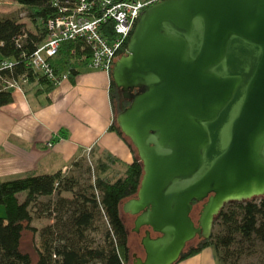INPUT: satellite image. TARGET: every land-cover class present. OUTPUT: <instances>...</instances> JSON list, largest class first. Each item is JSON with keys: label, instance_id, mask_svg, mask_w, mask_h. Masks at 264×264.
Returning <instances> with one entry per match:
<instances>
[{"label": "water", "instance_id": "95a60500", "mask_svg": "<svg viewBox=\"0 0 264 264\" xmlns=\"http://www.w3.org/2000/svg\"><path fill=\"white\" fill-rule=\"evenodd\" d=\"M112 79L131 100L116 121L143 165L123 204L134 231L147 228L133 264H176L227 204L264 196V0L148 7Z\"/></svg>", "mask_w": 264, "mask_h": 264}, {"label": "trees", "instance_id": "16d2710c", "mask_svg": "<svg viewBox=\"0 0 264 264\" xmlns=\"http://www.w3.org/2000/svg\"><path fill=\"white\" fill-rule=\"evenodd\" d=\"M15 1L27 11L29 20L37 26L40 23L41 27L40 34L32 33L27 31L20 18L0 15V60L15 62L12 71L0 72V108L13 102L14 89L9 87L10 82L18 83L20 87L23 83L34 85L41 92H50L57 85L34 72L29 65V56L46 38L47 31L42 26L47 19L56 16L58 10L53 7V0ZM21 37H24L23 45L18 48L17 40ZM129 39L120 56L126 53ZM80 47L69 41L62 43L58 54L50 60L57 75L68 72L70 77L77 74V68L88 66L90 52L87 49L81 51ZM75 49L76 54H73ZM83 55H86V60L81 62ZM110 76L113 108L116 105L120 113L130 105L131 100L116 86L112 72ZM116 122L111 130L122 137L135 154L134 146ZM117 164H121L118 159L105 154L97 166L95 183L83 193H75L77 181L62 171L0 180V206L5 210V217H0V264H32L31 256L21 251L23 233L26 230L36 232L31 225L33 209L41 197L55 194L59 195V207L66 210V214L57 221L58 233L50 232V229L42 233L36 244L37 264H131L129 234L121 215V206L136 197L143 177V165L136 157L132 164L123 165V175L113 180L108 176L109 168ZM62 192H71L74 198L63 197ZM65 215L68 216L65 218ZM101 222L104 225L103 242L95 245L89 233L95 231ZM259 243H264V196L227 204L215 219L211 237L200 240L196 246H189L180 260L214 246L219 263L226 264L234 257L242 258L248 248L255 250Z\"/></svg>", "mask_w": 264, "mask_h": 264}, {"label": "crops", "instance_id": "0c3cea01", "mask_svg": "<svg viewBox=\"0 0 264 264\" xmlns=\"http://www.w3.org/2000/svg\"><path fill=\"white\" fill-rule=\"evenodd\" d=\"M27 86L14 89L13 102L0 108V180L64 173L91 153L112 155L121 166L135 161L127 142L111 130L110 74L82 67L50 92ZM176 264L220 263L208 246Z\"/></svg>", "mask_w": 264, "mask_h": 264}, {"label": "built area", "instance_id": "2783aa9c", "mask_svg": "<svg viewBox=\"0 0 264 264\" xmlns=\"http://www.w3.org/2000/svg\"><path fill=\"white\" fill-rule=\"evenodd\" d=\"M161 1L53 0L52 5L58 13L45 22L46 38L29 56V65L34 72L56 84L69 79L68 72L57 75L50 65V60L58 54L62 43L69 41L81 45V51L87 49L90 52V68L111 74L141 14ZM23 40L24 37L17 40L18 48L23 45ZM75 52L76 49L73 54ZM84 58L86 55L80 59ZM14 67V61L0 60V72L12 71ZM9 87H19V84L10 82Z\"/></svg>", "mask_w": 264, "mask_h": 264}, {"label": "rangeland", "instance_id": "374dc122", "mask_svg": "<svg viewBox=\"0 0 264 264\" xmlns=\"http://www.w3.org/2000/svg\"><path fill=\"white\" fill-rule=\"evenodd\" d=\"M0 15L18 17L20 18L21 22L25 24L27 31L32 33L40 32L39 28L41 27V24L38 23V26L34 25L27 17V11H25V9L22 6L16 3L15 0H1ZM84 59H81V62H84L86 60ZM75 60L77 61L78 59L75 58ZM89 65H90V61L87 67H89ZM23 87H28V86L26 83H23L22 87H20L19 85V87H15L13 89H18V88L22 89ZM114 108H115L114 121H116L119 110L116 105ZM135 156L139 159L137 150ZM102 160H103V156L99 154H92V153L87 154L83 158L72 163L71 166L64 172L66 176L72 177L75 181H77V185L75 186V190H74L75 193H79V192L83 193V191L89 189L90 185L95 183L96 178L98 176L97 166ZM124 171L125 168L119 164L114 166L111 165L109 168L108 176L113 180H116L123 175ZM61 196L69 199L74 198V194L71 192H62ZM58 201H59V195L57 194L51 197H41L33 209L34 218L31 225L36 228V232L26 230L23 233V237L21 240V251L31 256L32 264H37L38 261L36 244L40 241L42 233H44L47 229H50V232L52 231H55V233L59 232V228H57V221L61 215L66 214L65 213L66 210H61ZM123 204L121 206V213L124 223L128 229L129 246H130L129 247L130 263L133 264V258H132L133 252H139L143 254L141 239L144 236V230H142L140 233H136L134 231L135 216L125 213L123 210ZM202 205L203 202L196 205L192 213V217L194 221L198 220L199 213L202 209ZM0 209H1L0 213L2 214L0 215V217L3 218L5 217V212L2 207ZM67 216L65 215V218ZM103 228L104 225L103 222H101L97 225V229L95 231L89 233V238L93 240V243L95 245L102 244L103 242V235H102ZM198 243H199V239L196 238L187 245L186 249H188V247L191 245L196 246ZM226 264H264V243H259L255 250L248 248L246 250V255H244L242 258L234 257L233 259H231L230 262L228 261Z\"/></svg>", "mask_w": 264, "mask_h": 264}, {"label": "flooded vegetation", "instance_id": "af4514ba", "mask_svg": "<svg viewBox=\"0 0 264 264\" xmlns=\"http://www.w3.org/2000/svg\"><path fill=\"white\" fill-rule=\"evenodd\" d=\"M202 203V202H201ZM205 203V201H203V204ZM197 204H199V203H197ZM197 204H194V209H195V207H196V205ZM202 207H203V205H202ZM194 211V210H193ZM136 218V217H135ZM195 222H197V221H195ZM147 228H143L142 230H144V233H145V230H146ZM141 230V231H142ZM145 235V234H144ZM153 236L154 237H157V234H153ZM143 238V237H142ZM199 239V238H198ZM142 240V239H141ZM200 240H203V239H199V241ZM142 244V243H141ZM143 247V246H142ZM134 254H137L138 256H140V257H142V258H144L145 257V251H144V248H143V254H141V253H139V252H135Z\"/></svg>", "mask_w": 264, "mask_h": 264}]
</instances>
